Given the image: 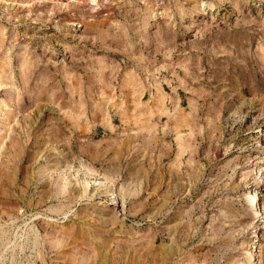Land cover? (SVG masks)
I'll return each mask as SVG.
<instances>
[{"label": "rangeland", "instance_id": "374dc122", "mask_svg": "<svg viewBox=\"0 0 264 264\" xmlns=\"http://www.w3.org/2000/svg\"><path fill=\"white\" fill-rule=\"evenodd\" d=\"M0 264H264V0H0Z\"/></svg>", "mask_w": 264, "mask_h": 264}, {"label": "bare ground", "instance_id": "6f19581e", "mask_svg": "<svg viewBox=\"0 0 264 264\" xmlns=\"http://www.w3.org/2000/svg\"><path fill=\"white\" fill-rule=\"evenodd\" d=\"M257 192L255 191V192H251L250 194H249V196L250 197H252L254 200V203H255V201H257L258 199H257ZM256 245H257V242H256V244H255V241H254V245L251 247V248H249V250L251 251V250H254L255 249V252L257 251V249H258V247L256 248Z\"/></svg>", "mask_w": 264, "mask_h": 264}]
</instances>
